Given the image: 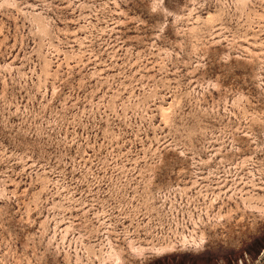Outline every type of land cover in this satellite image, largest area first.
<instances>
[{"label": "rangeland", "instance_id": "rangeland-1", "mask_svg": "<svg viewBox=\"0 0 264 264\" xmlns=\"http://www.w3.org/2000/svg\"><path fill=\"white\" fill-rule=\"evenodd\" d=\"M0 264H264V0H0Z\"/></svg>", "mask_w": 264, "mask_h": 264}]
</instances>
